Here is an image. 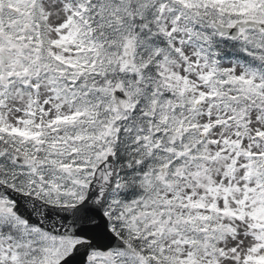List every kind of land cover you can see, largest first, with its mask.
<instances>
[{"label": "snow or ice", "instance_id": "1", "mask_svg": "<svg viewBox=\"0 0 264 264\" xmlns=\"http://www.w3.org/2000/svg\"><path fill=\"white\" fill-rule=\"evenodd\" d=\"M0 264H264V0H0Z\"/></svg>", "mask_w": 264, "mask_h": 264}]
</instances>
